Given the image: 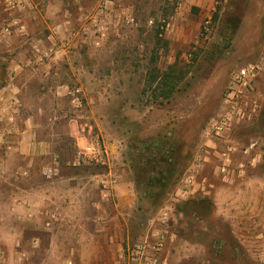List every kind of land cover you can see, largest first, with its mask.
<instances>
[{"label": "rangeland", "instance_id": "1", "mask_svg": "<svg viewBox=\"0 0 264 264\" xmlns=\"http://www.w3.org/2000/svg\"><path fill=\"white\" fill-rule=\"evenodd\" d=\"M89 1L124 13L120 22L114 16L105 43L90 50L91 82L99 90L88 94L99 136L87 146L99 143L106 162L88 159L87 146L69 137V99L56 107L55 97L44 96L43 132L57 153L24 171L27 160L0 140V264L51 261L41 221L25 219L35 205L26 211L15 203L43 193L83 197L72 205L86 217L107 211L122 243L121 264L132 262L131 250L151 232L163 243L147 249L150 264H264V111L261 121L255 117L247 127L242 120L235 133L210 129L224 113L233 72L263 54L264 0ZM169 84L175 90L166 98ZM239 101L240 116L247 106L264 105V65ZM52 116L58 120L50 122ZM195 163L199 191L162 223L159 211ZM70 256L64 251L55 260L68 264L62 258Z\"/></svg>", "mask_w": 264, "mask_h": 264}, {"label": "crops", "instance_id": "2", "mask_svg": "<svg viewBox=\"0 0 264 264\" xmlns=\"http://www.w3.org/2000/svg\"><path fill=\"white\" fill-rule=\"evenodd\" d=\"M8 2L0 0V28L17 18L27 26L29 36L0 32V134H5L8 151H17L27 160L23 170L28 171L33 160H46L47 156L57 153L43 132L46 121L43 120L44 100H41L49 93L57 100L56 107L61 98L69 99L66 101L73 115L66 118L70 126L67 133L76 147L87 146L91 138L99 136H93V121L97 122L98 118L93 111L96 102L88 94L99 90L91 82L95 73L89 63L90 50L105 43L114 16L120 22L124 13L108 6L100 11L99 5H92L89 0H31L21 11L10 8ZM49 39L56 43L52 56L44 62H34L31 43L41 41L48 45ZM8 115L14 117V123L7 121ZM52 120L58 117H49ZM51 163L53 168L54 157ZM81 200V196L44 193L15 198V203L23 204L21 207L27 208L26 211L27 205H35L34 216L26 212L25 219L41 221L37 228L49 236L46 255L51 261L43 260L40 264H60L55 259L60 260L58 255L64 251L71 254L67 259L62 258L69 260L68 264L122 263L118 259L122 246L119 232L114 228L111 233L107 211L86 217L78 210L79 205H72Z\"/></svg>", "mask_w": 264, "mask_h": 264}, {"label": "built area", "instance_id": "3", "mask_svg": "<svg viewBox=\"0 0 264 264\" xmlns=\"http://www.w3.org/2000/svg\"><path fill=\"white\" fill-rule=\"evenodd\" d=\"M105 2L99 5L100 11L105 10ZM8 3L11 4L10 8L16 11H21L31 4V0H10V2ZM125 18L128 22H132L133 20L132 16H130L129 14H126ZM210 20V16H205L203 24V28L205 31L208 30ZM0 32L5 35H11L14 32L16 34H19L20 36H29L27 26L17 18H14L12 21L5 23L0 28ZM49 42L50 43L48 45H45L41 41H33L31 43L30 48L34 56V62H44L52 56L56 43L55 41L51 43L50 39ZM263 65L264 51L258 62L247 64L233 72L230 78V84L222 99V104L224 105V113L221 114L219 120L214 121L210 125V129L216 135H219L220 131L225 127L226 129H228V126L235 115L240 116L241 111L239 107V98L242 92V88H246V86H248L252 82L257 73L262 70ZM7 121L9 123L15 122L12 115L7 116ZM0 140L5 143L7 148L9 147V143L5 138V134H0ZM83 154L88 159H94L96 162H101L102 164L106 162V158H104L106 155L105 151L103 150L102 146L99 145V143L94 146H87ZM196 161L198 162L199 160L197 159ZM198 167L199 163H195L187 168L182 177L180 185L174 190L173 194L170 197L169 205L164 206L159 211L158 220H160L162 223H165L168 220L170 210L175 204L190 199L195 193H197V191H199L198 176L200 170ZM112 182L115 183L116 179L114 178ZM152 239L155 240L152 241ZM162 243L163 241L158 237L157 233H147V235L141 240V242L135 245L136 249L133 248L131 250L130 253L132 254V262L130 264H150L153 259L149 256L144 257L147 249H150L152 251L159 250L162 247ZM143 258L144 261H142Z\"/></svg>", "mask_w": 264, "mask_h": 264}, {"label": "flooded vegetation", "instance_id": "4", "mask_svg": "<svg viewBox=\"0 0 264 264\" xmlns=\"http://www.w3.org/2000/svg\"><path fill=\"white\" fill-rule=\"evenodd\" d=\"M263 103L259 104V108L258 104L254 105V108L251 106H247L245 113L242 114L241 116L239 115H235L232 119V121L230 122L229 126H228V130L229 132L235 133L236 130H238V127L240 126V122L243 120V122L247 125V127H250L252 123L253 124V120L255 119V117H259V115H261L262 111H264V107H263ZM261 121V116L259 117V119L257 118V122ZM255 124V122H254ZM254 145V144H253Z\"/></svg>", "mask_w": 264, "mask_h": 264}, {"label": "trees", "instance_id": "5", "mask_svg": "<svg viewBox=\"0 0 264 264\" xmlns=\"http://www.w3.org/2000/svg\"><path fill=\"white\" fill-rule=\"evenodd\" d=\"M175 90V84H169V88L163 93L164 97H168L170 93H172ZM191 199H187L183 202H181L180 204H184L187 201H190Z\"/></svg>", "mask_w": 264, "mask_h": 264}]
</instances>
